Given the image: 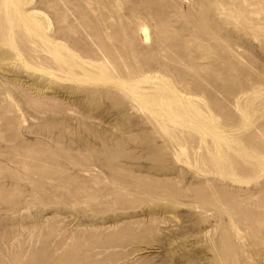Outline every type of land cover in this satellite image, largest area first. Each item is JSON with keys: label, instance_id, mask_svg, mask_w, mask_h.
Segmentation results:
<instances>
[{"label": "rangeland", "instance_id": "rangeland-1", "mask_svg": "<svg viewBox=\"0 0 264 264\" xmlns=\"http://www.w3.org/2000/svg\"><path fill=\"white\" fill-rule=\"evenodd\" d=\"M0 264H264V0H0Z\"/></svg>", "mask_w": 264, "mask_h": 264}]
</instances>
